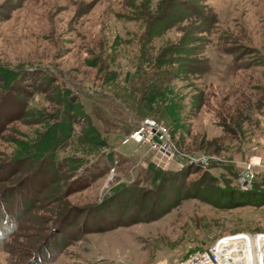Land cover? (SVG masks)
I'll list each match as a JSON object with an SVG mask.
<instances>
[{
    "label": "rangeland",
    "instance_id": "rangeland-1",
    "mask_svg": "<svg viewBox=\"0 0 264 264\" xmlns=\"http://www.w3.org/2000/svg\"><path fill=\"white\" fill-rule=\"evenodd\" d=\"M145 118L165 135L131 140ZM263 234L264 0H0V264H180L221 237L238 264L241 236L264 264Z\"/></svg>",
    "mask_w": 264,
    "mask_h": 264
},
{
    "label": "built area",
    "instance_id": "built-area-1",
    "mask_svg": "<svg viewBox=\"0 0 264 264\" xmlns=\"http://www.w3.org/2000/svg\"><path fill=\"white\" fill-rule=\"evenodd\" d=\"M164 135L165 133L163 127L156 124L154 120L150 118H145L138 125V127L131 132L130 139L136 142H140V141H144L145 139L148 140L150 136L163 137ZM158 150L165 156H171L170 150H168L164 146H158ZM258 159L259 160L257 162H253L250 159L249 166L244 168V170L238 176V184L241 189L247 190L249 188L250 181L254 176L252 171V166L257 165L259 163L260 158ZM233 235L234 237L238 236L236 234ZM221 239L223 238L221 237ZM221 239L216 241L212 246H209L205 250L196 251L189 254L186 258H184L183 261L180 262V264H227L224 258L222 257L219 249V245L221 244L219 242ZM248 256L251 264L249 247H248ZM259 258L261 263V256Z\"/></svg>",
    "mask_w": 264,
    "mask_h": 264
},
{
    "label": "water",
    "instance_id": "water-1",
    "mask_svg": "<svg viewBox=\"0 0 264 264\" xmlns=\"http://www.w3.org/2000/svg\"><path fill=\"white\" fill-rule=\"evenodd\" d=\"M166 153H168V152H166ZM260 236L264 237V234L259 235V237ZM225 239L226 238L221 239L219 243H222L224 241H228ZM235 241L237 242V245L235 248L236 250L234 252V255H236V257H237L236 259H238L237 263L238 264H249L250 261H249V256H248V245H247L246 239L243 236H241V237L235 238Z\"/></svg>",
    "mask_w": 264,
    "mask_h": 264
},
{
    "label": "trees",
    "instance_id": "trees-1",
    "mask_svg": "<svg viewBox=\"0 0 264 264\" xmlns=\"http://www.w3.org/2000/svg\"><path fill=\"white\" fill-rule=\"evenodd\" d=\"M189 9H191V10H194V11H198V8H196V4H195V2H193L192 3V7L190 6L189 7ZM238 189V188H237ZM125 191V185L124 184H117L116 186H114V187H112L111 188V191H110V195H113V196H117L119 193L121 194V192H124ZM254 192H257V190H254ZM253 192V193H254ZM235 193H237L238 194V192H236L235 191ZM257 193H260V192H257ZM178 203L177 202H174L173 203V205H177ZM172 205V206H173ZM168 211V208L167 209H165V210H163V212L162 213H166ZM161 213V214H162ZM157 216V215H156ZM137 219L138 218H136V219H133V222H136L137 221ZM153 219H155V217L153 218H150V220H153Z\"/></svg>",
    "mask_w": 264,
    "mask_h": 264
}]
</instances>
